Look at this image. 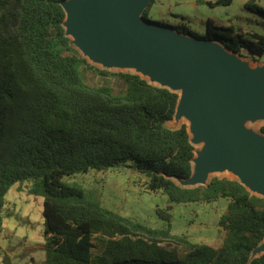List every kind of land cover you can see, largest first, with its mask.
<instances>
[{
	"label": "trees",
	"instance_id": "1",
	"mask_svg": "<svg viewBox=\"0 0 264 264\" xmlns=\"http://www.w3.org/2000/svg\"><path fill=\"white\" fill-rule=\"evenodd\" d=\"M67 1L0 0V232L7 193L27 184L31 195L45 198V264H264V255L252 256L264 241V197L226 178L194 189L179 186L177 180L194 174L195 148L185 125L167 126L178 94L138 74L98 69L78 55L66 34ZM155 1L142 14L146 20ZM233 1L199 3L214 8ZM149 22L239 56L246 49L255 62L264 56V36L249 39L211 20L203 36ZM83 71L122 81L125 90L89 86ZM119 167L145 176L147 190L162 191L171 205L229 199L219 220L223 245L179 237L181 257L179 249L163 245L173 238L168 211L158 210L168 226L153 229L103 208L96 193L65 181ZM94 236L102 247L98 254Z\"/></svg>",
	"mask_w": 264,
	"mask_h": 264
},
{
	"label": "rangeland",
	"instance_id": "2",
	"mask_svg": "<svg viewBox=\"0 0 264 264\" xmlns=\"http://www.w3.org/2000/svg\"><path fill=\"white\" fill-rule=\"evenodd\" d=\"M199 1L216 2L217 0H156L149 10L147 19L161 25L184 27L200 36L206 34L209 20L218 26L232 27L236 34H243L249 39H253L254 34L264 36V0H234L230 6L214 8L199 3ZM66 12V34L75 52L87 60L90 65L112 73L138 74L151 84L168 88L178 94V110L174 119L167 126L171 129H179L185 125L195 148L194 174L189 180H177L176 183L179 186L194 189L206 186L215 177L240 180L238 175L226 168L224 163L210 164L202 178L197 179L203 151L211 141L200 138L194 130V117L180 110L186 98L184 84L172 86L159 83L148 77L137 62L101 60L77 42L76 35L70 32L69 12ZM142 14H140V18ZM155 26L170 32L174 40L181 37L190 38L179 35L172 28ZM228 52L235 56L239 62H244L245 71L248 74L263 78L257 92L260 104L257 111H253L256 108L253 104L251 109L239 108L230 104L229 109L233 121L262 140V144L256 146L255 149L264 159V133L261 132L264 127V56L260 62H255L246 49L242 50L241 56L229 50ZM83 76L89 86L107 85L112 87L116 94L122 93L126 87L122 81L114 78H102L91 71H83ZM130 165L134 166L133 163ZM65 181L77 184L87 192L96 193L103 208L153 229H165L168 226V223L159 217L158 210L168 211L172 216L173 238L163 239V245L179 249L178 253L181 257L185 254V248L177 239L179 237H186L192 243L207 244L216 249L223 245L225 232L219 228V220L226 213L229 199L222 198L211 203L171 205L162 191L149 192L146 177L129 167H119L103 172L93 170L87 174L65 178ZM250 191L254 195L263 197L253 189ZM44 201V197L31 195L27 184L16 185L7 193L3 227L0 232V264H45ZM93 244V252L98 254L102 247L95 236ZM262 255H264V241L252 256L257 258Z\"/></svg>",
	"mask_w": 264,
	"mask_h": 264
},
{
	"label": "water",
	"instance_id": "3",
	"mask_svg": "<svg viewBox=\"0 0 264 264\" xmlns=\"http://www.w3.org/2000/svg\"><path fill=\"white\" fill-rule=\"evenodd\" d=\"M150 1L70 0L64 8L77 42L101 60L137 62L159 83L185 85L180 110L194 117L196 134L211 141L199 162L198 180L210 164L224 163L249 191L264 197V159L255 149L262 140L233 121L229 109L230 104L246 109L253 104L257 111L263 78L248 74L217 43L174 40L170 32L140 18Z\"/></svg>",
	"mask_w": 264,
	"mask_h": 264
},
{
	"label": "crops",
	"instance_id": "4",
	"mask_svg": "<svg viewBox=\"0 0 264 264\" xmlns=\"http://www.w3.org/2000/svg\"><path fill=\"white\" fill-rule=\"evenodd\" d=\"M243 64H244V62H243ZM245 65V64H244ZM247 65V64H246Z\"/></svg>",
	"mask_w": 264,
	"mask_h": 264
},
{
	"label": "bare ground",
	"instance_id": "5",
	"mask_svg": "<svg viewBox=\"0 0 264 264\" xmlns=\"http://www.w3.org/2000/svg\"><path fill=\"white\" fill-rule=\"evenodd\" d=\"M210 175H212V174H210ZM214 176V175H213Z\"/></svg>",
	"mask_w": 264,
	"mask_h": 264
}]
</instances>
